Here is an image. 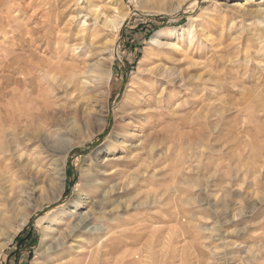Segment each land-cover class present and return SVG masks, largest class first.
I'll list each match as a JSON object with an SVG mask.
<instances>
[{
    "label": "rangeland",
    "instance_id": "374dc122",
    "mask_svg": "<svg viewBox=\"0 0 264 264\" xmlns=\"http://www.w3.org/2000/svg\"><path fill=\"white\" fill-rule=\"evenodd\" d=\"M114 18L126 19L118 30L104 24ZM157 33L162 47L151 43ZM103 47L114 59L108 95H89L81 78L74 95L50 99V118L21 148L23 166L0 155V264H264V0H0V120L43 65L89 61ZM158 67L184 81L156 82ZM150 85L164 93L154 139L108 153L107 136L131 123L135 90ZM120 155L139 164L115 165L126 185L101 231L48 254L85 208L76 197L92 192L82 169Z\"/></svg>",
    "mask_w": 264,
    "mask_h": 264
},
{
    "label": "bare ground",
    "instance_id": "6f19581e",
    "mask_svg": "<svg viewBox=\"0 0 264 264\" xmlns=\"http://www.w3.org/2000/svg\"><path fill=\"white\" fill-rule=\"evenodd\" d=\"M110 18L112 19L113 17ZM118 18L120 19V17ZM123 21L116 20L115 22V18L114 20L111 21L105 19L104 24H106L109 27V29L112 28L113 30H118L122 27ZM177 32L178 31L176 30L173 31V35H177ZM161 37H162L161 34L158 33L155 34L151 38L152 40L151 43L157 45L158 47L159 46L162 47V45H164L165 43L162 41ZM103 48L104 49L99 48L98 50L95 49V51L93 50L89 52V57H91V59L89 58L90 59L89 61L81 60L80 63L71 64V65L69 64L66 65V63H61L60 65L57 66V68L54 67L45 68L46 65H43V67L40 68L38 73L35 72L36 74L34 75L31 74V77L29 78V82H30L29 88L23 90L19 89L15 92L16 98L12 101L11 105L8 106L7 109L9 114L7 115L6 118H1L0 120L1 127L4 132L3 134L4 136L2 135L3 138H1L0 140V151H1L0 155H2L3 157H10V161H12V164L15 161L16 165H18L19 167L23 166V164L20 161V159L23 157L21 148L27 145L26 143H29L31 141V138L33 137V133L35 132L33 128L35 127L36 130H38L37 122L50 118V115L52 113L51 107L55 102V101L53 102L50 99L54 98L55 97L54 95L59 92L62 94V96H60L59 99H62L64 96L67 97L68 95L71 96L74 95L73 94L74 92L72 91L75 87L78 86V83L81 78L85 79L82 80V82L84 86L87 88V92H89V95L95 96L97 95L98 91H102L106 96L108 95L109 93L108 85L111 83L110 80L112 78L110 74V67L114 59L112 57V49L106 47ZM79 56L80 55H78L75 58L78 60ZM14 70L15 67L12 68V71ZM36 70L38 71V69ZM151 70L153 71V69ZM42 71L45 73V75L42 74L43 76L40 75V72ZM153 72L155 73L154 75L156 76L155 79L156 82L158 80L161 81L163 79L167 80L169 78L170 79L172 78V81H170L171 83L173 82V84L180 85V83L184 81V78H180L176 80L174 76L176 73L172 72L171 69L169 70L166 67H162V68L158 67ZM35 78L37 79L36 81ZM135 91H136L134 92L135 96L130 102V105L128 106L129 111L127 117L128 120L132 119L133 122L136 124H131L132 123L131 120L130 121L131 123L126 124L124 127L122 126L123 129L121 130V132L116 133L114 137H113L114 131L113 133L111 131V134H109L106 138L107 143L104 146L105 149H107L108 153L111 152L114 153L118 149L144 150L151 143L150 140L154 139V138L151 139L152 132L158 126L157 122L159 121L157 119H154V116L156 115V113L157 115L161 114L159 112L161 111L160 109L162 107H160L159 109L160 111H157V109H158V104L163 102L164 93L162 94L158 90H155L153 85L146 86L145 88H143V86L138 87ZM105 120H107V115L105 117ZM6 127L12 128V132L10 136L5 135ZM132 128L135 129L139 128L138 130H140L141 134L138 137L139 138L138 143L135 142L134 144L131 142V144L129 145L128 139L131 138L132 134L130 133V130ZM153 134H155V132H153ZM62 137L59 136L57 139H55L53 141L54 143L53 145L62 143L65 139ZM119 137L122 139L119 140ZM71 149H72L71 147H68L64 149L62 153L64 154L65 152H69ZM138 157L139 155L131 156L130 158L129 156L125 157L120 155L116 159L113 158L111 159L108 157L102 158L101 160H98V164H96L95 167L93 168L88 167L89 169L86 168L82 169V176H83V180L85 181L84 185H86L87 188H91L92 192L90 195H87L83 199H80V196L76 197L75 201L73 202V206L76 208H82L85 206V208L82 211V213H80L79 215L76 214L77 220L72 224V226H70V231L66 234V237L63 240H60V238L50 239L49 243L45 247V251L48 254L54 255L55 253H57V251H59L64 245H66V243L70 239H72L73 237L75 238L77 233L95 234L101 231L100 229L102 227L98 226V223L100 222V219L103 216L109 215L110 209L108 207L110 205L108 204L109 202L112 201L111 197L114 196L116 193L121 192L124 189V185H126L122 180L124 176L125 178H127L125 175L126 171L124 169L115 168L116 167L115 165L125 166L127 164L129 167H131V165L138 163L137 162ZM6 173H7L6 168L2 167L1 158H0V177H2V175H5ZM118 175H122L121 178L119 177L122 181L119 180L115 182V179ZM63 176H64V172H63ZM92 197H94V199H92ZM118 204H120V201L118 202ZM26 222H27L26 219L20 221V223L17 225L15 229V232L8 235V237L6 238L7 239L6 242H10L11 240H13L18 230L21 229V227L24 226ZM5 246L6 243L4 242L0 243V255L2 251L5 249Z\"/></svg>",
    "mask_w": 264,
    "mask_h": 264
}]
</instances>
